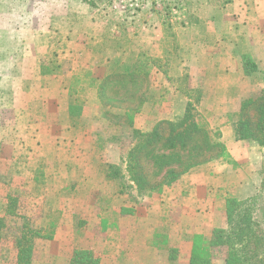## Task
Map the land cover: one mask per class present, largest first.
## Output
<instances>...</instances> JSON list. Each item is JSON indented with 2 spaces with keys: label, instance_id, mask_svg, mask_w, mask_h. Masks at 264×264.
Wrapping results in <instances>:
<instances>
[{
  "label": "rangeland",
  "instance_id": "374dc122",
  "mask_svg": "<svg viewBox=\"0 0 264 264\" xmlns=\"http://www.w3.org/2000/svg\"><path fill=\"white\" fill-rule=\"evenodd\" d=\"M230 3L214 20L206 0H0V218L7 197L18 198V216L4 218L0 264L15 262L14 228L25 222L56 230L34 244L30 264H67L79 249L100 264H188L193 236L225 226L214 198L222 178L249 206L252 264H264V142L239 140L235 127L241 108L264 96V49ZM117 40L149 50L163 71L99 95ZM243 55L257 72L244 74ZM72 90L83 105L70 112ZM187 111V124L221 134L226 156L151 191L145 184L162 175L152 154L140 169L128 154ZM101 217L115 227L102 230ZM221 255L214 264H224Z\"/></svg>",
  "mask_w": 264,
  "mask_h": 264
},
{
  "label": "trees",
  "instance_id": "16d2710c",
  "mask_svg": "<svg viewBox=\"0 0 264 264\" xmlns=\"http://www.w3.org/2000/svg\"><path fill=\"white\" fill-rule=\"evenodd\" d=\"M206 1L213 6L212 19L216 20L218 9L224 7L231 0ZM127 46L129 45L126 44V41L117 40L113 44L110 55L105 58L103 67L106 73L98 82V87L95 88L99 95L113 82H134L140 76H149L153 68L163 71L159 60L154 59L155 57L151 58L153 56H150L149 50L136 53L129 51ZM150 51L152 52V50ZM241 64L243 72L247 76L258 71L248 56H241ZM83 87H86V85H83ZM86 88L81 90L83 91ZM263 92L261 93L263 94ZM76 93L77 90H72L70 93V112L77 109L79 103L83 105L77 98ZM243 109H254L255 114L249 117L243 114ZM241 113V116L246 117L235 124L237 138L239 140L264 142V96L249 101L248 105L241 108ZM188 120H190V116L187 111L175 125L171 122L157 124L152 131L141 136V141L139 140L128 154L129 165L133 162L137 169H140L141 160L152 154V165H156L157 172H161L162 175L156 179L155 184L152 186L148 183L145 184L151 191L156 189L159 191L163 186H171L182 173H185L191 167L205 163L207 160H213L215 157L222 158L226 156L224 144L218 142L220 133L208 131L200 123L191 122L187 124ZM164 125L165 127H163ZM166 151L168 153H165ZM178 154H185V160L178 157ZM206 157L211 159L206 160ZM174 164H179V170L177 166V168H173ZM223 179L220 180V187L216 190L214 198L215 211L224 217L225 226L214 228L207 235L193 236L188 264H214V260L221 253L220 258L224 264H252L251 253L252 249H255L252 241L256 238V232L252 229L254 225L251 222L249 206L239 200L238 196L229 192L224 186L225 180ZM136 183L139 186L144 183V180L139 179ZM95 210L100 212L102 208L98 207ZM121 210L124 212L123 208ZM3 213L4 217L0 218V240L3 238L5 231L3 230L5 228L4 218L11 223L18 216L17 197L11 195L7 197V204L3 209ZM233 218L235 220H232ZM107 221V219L101 217L98 223L105 232L108 229L107 227H115L114 222H110L106 226ZM9 227L11 226L9 225ZM54 228V225L49 224L34 225L32 227L28 222L16 226L14 228V231L17 230L14 236V246L17 252L13 264H30L34 244L39 240H51L55 235L56 230ZM155 241L151 242L150 246H159ZM164 244L162 242L163 246L161 245V247H165ZM168 251L172 253V248ZM173 259L174 257H169V260ZM67 264H100V257L91 250L79 249L73 252Z\"/></svg>",
  "mask_w": 264,
  "mask_h": 264
},
{
  "label": "crops",
  "instance_id": "0c3cea01",
  "mask_svg": "<svg viewBox=\"0 0 264 264\" xmlns=\"http://www.w3.org/2000/svg\"><path fill=\"white\" fill-rule=\"evenodd\" d=\"M229 5H232L235 20L238 17L245 19L241 24L247 28V34L248 27H253L254 30L251 29V32L258 36V43L262 42L261 48L264 49V0H231Z\"/></svg>",
  "mask_w": 264,
  "mask_h": 264
}]
</instances>
